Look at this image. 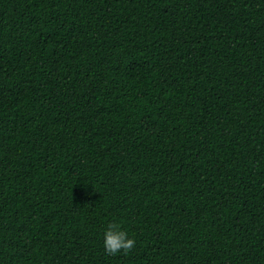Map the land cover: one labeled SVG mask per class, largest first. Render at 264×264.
<instances>
[{
    "label": "trees",
    "instance_id": "16d2710c",
    "mask_svg": "<svg viewBox=\"0 0 264 264\" xmlns=\"http://www.w3.org/2000/svg\"><path fill=\"white\" fill-rule=\"evenodd\" d=\"M0 264H264V0H0Z\"/></svg>",
    "mask_w": 264,
    "mask_h": 264
},
{
    "label": "clouds",
    "instance_id": "9594fccd",
    "mask_svg": "<svg viewBox=\"0 0 264 264\" xmlns=\"http://www.w3.org/2000/svg\"><path fill=\"white\" fill-rule=\"evenodd\" d=\"M135 247V240L128 238V233L121 230L118 223H110L104 233V249L109 255H115L121 250L130 252Z\"/></svg>",
    "mask_w": 264,
    "mask_h": 264
}]
</instances>
